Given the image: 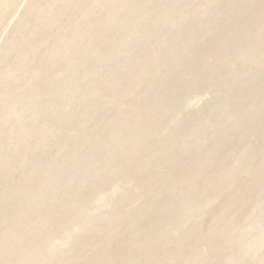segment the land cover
I'll list each match as a JSON object with an SVG mask.
<instances>
[{"label":"rangeland","instance_id":"374dc122","mask_svg":"<svg viewBox=\"0 0 264 264\" xmlns=\"http://www.w3.org/2000/svg\"><path fill=\"white\" fill-rule=\"evenodd\" d=\"M0 264H264V0H0Z\"/></svg>","mask_w":264,"mask_h":264}]
</instances>
